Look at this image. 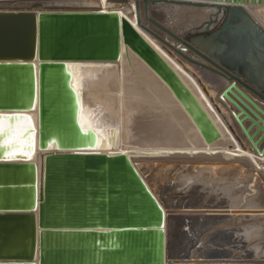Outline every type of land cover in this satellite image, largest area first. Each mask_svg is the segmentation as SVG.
Segmentation results:
<instances>
[{
  "label": "water",
  "instance_id": "1",
  "mask_svg": "<svg viewBox=\"0 0 264 264\" xmlns=\"http://www.w3.org/2000/svg\"><path fill=\"white\" fill-rule=\"evenodd\" d=\"M118 1L104 11L95 5H58L46 0H34L30 7L23 6L26 1L0 6V11L30 9L44 20L52 18L50 26L44 29L42 25L38 32V129L31 118L34 133L23 136L25 146L29 140L34 142L31 156L36 134L42 149L52 140L71 150L93 143L90 137L80 136L76 126L65 61L118 60L121 41L169 85L204 139H219L212 121L170 64L126 18L112 13L128 4V0ZM136 1L139 28L159 41L163 52L195 79L217 113L224 109L221 100L238 110L234 116L259 152L264 131L257 141L254 136L263 127L242 106L264 124L259 115L264 117V110L246 93L264 101V29L242 5H261L264 0H143L145 20L178 42V47L142 23ZM157 3L212 7L217 12L204 27L179 37L150 17L149 6ZM31 16L0 15V66L5 57L28 55L27 42H21L26 39V19ZM6 68L12 81L17 69L24 72L28 67ZM204 73L216 87L202 82ZM3 112L0 114L14 116ZM242 115L258 125L255 135L244 128ZM14 121H5V126ZM4 139L0 137V143ZM16 156L9 160L7 150L0 147V212H4L0 213V259L7 261L0 264H160L161 255L166 263L160 199L125 154L52 153L42 158L39 181L35 164L25 155ZM34 185L37 197L32 208ZM19 259L27 261H14Z\"/></svg>",
  "mask_w": 264,
  "mask_h": 264
},
{
  "label": "bare ground",
  "instance_id": "2",
  "mask_svg": "<svg viewBox=\"0 0 264 264\" xmlns=\"http://www.w3.org/2000/svg\"><path fill=\"white\" fill-rule=\"evenodd\" d=\"M19 1H26L23 6L30 7L34 0H0V6ZM46 1L58 5H95L103 11L113 2H119ZM138 1L142 23L178 47L179 43L173 38L149 25L145 20L143 0ZM136 3V0H128L126 6L112 13L126 18L170 64L212 121L220 134L219 139L207 142L169 85L121 41L118 60L65 61L76 126L80 136L90 137L93 143L87 148L71 150L60 148L52 140L42 149L36 134L35 153L29 161L35 164L38 181L44 169L42 158L52 153L125 154L148 189L160 199L164 214L161 231L165 264H264V138L257 152L234 116L238 113L235 107L221 100L224 109L217 113L201 86L163 52L159 41L139 28ZM242 7L264 29V3ZM216 12L212 7L168 3L149 6L150 17L177 36L204 27ZM6 14H30L32 18L26 19V39L21 42H27L28 60L13 54L5 57L6 62L0 66V112L28 115L38 129V32L42 25L48 28L52 18L44 20L30 9L0 11V15ZM180 48L192 57L184 46ZM23 65L28 68L24 72L17 69L11 81L4 69ZM246 93L264 110V101L251 92ZM242 108L263 127L255 135L258 125L245 119V115L240 117L244 128L250 136L255 135L256 141L263 135L264 124L247 108ZM174 171L170 180L169 175ZM165 183L167 185L159 192V184ZM36 189L34 185L32 208H35ZM205 243L211 246L206 247ZM197 244L203 249L195 251ZM0 262L7 261L0 259Z\"/></svg>",
  "mask_w": 264,
  "mask_h": 264
},
{
  "label": "snow or ice",
  "instance_id": "3",
  "mask_svg": "<svg viewBox=\"0 0 264 264\" xmlns=\"http://www.w3.org/2000/svg\"><path fill=\"white\" fill-rule=\"evenodd\" d=\"M71 67V65L69 66ZM15 120V126L9 123L5 126V121ZM26 132L34 133V126L31 123V117L17 115L8 116L0 114V137H5L0 147H3L8 152V159L15 160L17 158L16 153L27 156L31 159V153L34 148V142L29 140L27 145H24L23 136ZM97 231H104V229H97ZM160 264H163V257H160Z\"/></svg>",
  "mask_w": 264,
  "mask_h": 264
},
{
  "label": "rangeland",
  "instance_id": "4",
  "mask_svg": "<svg viewBox=\"0 0 264 264\" xmlns=\"http://www.w3.org/2000/svg\"><path fill=\"white\" fill-rule=\"evenodd\" d=\"M144 15H145V12H144ZM152 19H154V18H152ZM162 23V22H161ZM163 24V23H162ZM161 24V25H162ZM163 26V25H162ZM164 28H165V26H163ZM167 30H169L170 31V29L169 28H166ZM159 30V29H158ZM160 32H163V33H165L164 31H161V30H159ZM171 32V31H170ZM166 34V33H165ZM167 35V34H166ZM168 36V35H167ZM183 36V35H182ZM182 36H179V37H182ZM171 38V37H170ZM187 39V38H186ZM257 141V140H256ZM175 175V171L174 172H172L170 175H169V179H170V176L171 177H173ZM171 180V179H170ZM174 179H172V181H173ZM167 185V183H165L164 185L162 184H159V192H162V189L164 188V186H166ZM172 198L174 197V195L173 196H171ZM190 212H191V210H190ZM185 231L184 232H186V228L184 229ZM212 232H213V230H212ZM212 232H211V235H212ZM214 233V232H213ZM211 235H210V237H211ZM207 241H209L208 239H207ZM206 242V241H205ZM208 243V242H207ZM207 243H205V245H206V247H210L211 245L210 244H207ZM214 248V247H213ZM200 249H203V247L202 246H200V244H197L196 245V247L194 248V250L195 251H199ZM244 251H247L246 249H244ZM242 255H245L246 253H241ZM203 256V255H202Z\"/></svg>",
  "mask_w": 264,
  "mask_h": 264
},
{
  "label": "crops",
  "instance_id": "5",
  "mask_svg": "<svg viewBox=\"0 0 264 264\" xmlns=\"http://www.w3.org/2000/svg\"><path fill=\"white\" fill-rule=\"evenodd\" d=\"M202 82L207 85L208 87H216L217 85L213 84V79L209 76V74L204 73L203 75L200 76ZM195 80V79H194Z\"/></svg>",
  "mask_w": 264,
  "mask_h": 264
}]
</instances>
